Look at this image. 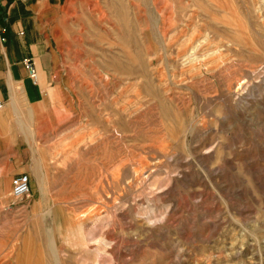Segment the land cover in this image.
Here are the masks:
<instances>
[{
  "label": "rangeland",
  "instance_id": "obj_1",
  "mask_svg": "<svg viewBox=\"0 0 264 264\" xmlns=\"http://www.w3.org/2000/svg\"><path fill=\"white\" fill-rule=\"evenodd\" d=\"M56 1L0 264H264V0Z\"/></svg>",
  "mask_w": 264,
  "mask_h": 264
},
{
  "label": "crops",
  "instance_id": "obj_2",
  "mask_svg": "<svg viewBox=\"0 0 264 264\" xmlns=\"http://www.w3.org/2000/svg\"><path fill=\"white\" fill-rule=\"evenodd\" d=\"M57 2L0 0V213L14 207L10 191L19 174L29 176V196L40 194L32 152L34 161L41 159L32 151V132L54 106L57 86L45 21L57 14Z\"/></svg>",
  "mask_w": 264,
  "mask_h": 264
},
{
  "label": "built area",
  "instance_id": "obj_3",
  "mask_svg": "<svg viewBox=\"0 0 264 264\" xmlns=\"http://www.w3.org/2000/svg\"><path fill=\"white\" fill-rule=\"evenodd\" d=\"M31 77H35V73L31 71ZM3 100L0 98V109L3 107ZM11 196L14 199H21L24 197H28L30 194L29 187V176L27 173H22L15 176L12 180V187L10 191Z\"/></svg>",
  "mask_w": 264,
  "mask_h": 264
},
{
  "label": "bare ground",
  "instance_id": "obj_4",
  "mask_svg": "<svg viewBox=\"0 0 264 264\" xmlns=\"http://www.w3.org/2000/svg\"><path fill=\"white\" fill-rule=\"evenodd\" d=\"M125 23V22H124ZM29 263V262H28Z\"/></svg>",
  "mask_w": 264,
  "mask_h": 264
}]
</instances>
